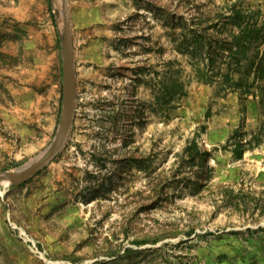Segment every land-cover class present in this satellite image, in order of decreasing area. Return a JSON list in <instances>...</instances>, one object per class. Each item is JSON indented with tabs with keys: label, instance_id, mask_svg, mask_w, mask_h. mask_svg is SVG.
Here are the masks:
<instances>
[{
	"label": "rangeland",
	"instance_id": "obj_1",
	"mask_svg": "<svg viewBox=\"0 0 264 264\" xmlns=\"http://www.w3.org/2000/svg\"><path fill=\"white\" fill-rule=\"evenodd\" d=\"M66 149L0 185V264H264V0H68ZM241 21L262 38L236 65ZM55 0H0V172L53 142Z\"/></svg>",
	"mask_w": 264,
	"mask_h": 264
},
{
	"label": "water",
	"instance_id": "obj_2",
	"mask_svg": "<svg viewBox=\"0 0 264 264\" xmlns=\"http://www.w3.org/2000/svg\"><path fill=\"white\" fill-rule=\"evenodd\" d=\"M55 5L61 12L63 51V102L59 128L45 151L14 170L0 172V185L22 186L30 182L59 157L72 136L79 96L72 21L68 0H55Z\"/></svg>",
	"mask_w": 264,
	"mask_h": 264
},
{
	"label": "trees",
	"instance_id": "obj_3",
	"mask_svg": "<svg viewBox=\"0 0 264 264\" xmlns=\"http://www.w3.org/2000/svg\"><path fill=\"white\" fill-rule=\"evenodd\" d=\"M237 26L241 29L240 33L234 36L232 46L228 49L232 60L229 65L236 66L242 62V58L248 56L251 47L262 38V29L255 24L241 21Z\"/></svg>",
	"mask_w": 264,
	"mask_h": 264
},
{
	"label": "bare ground",
	"instance_id": "obj_4",
	"mask_svg": "<svg viewBox=\"0 0 264 264\" xmlns=\"http://www.w3.org/2000/svg\"><path fill=\"white\" fill-rule=\"evenodd\" d=\"M58 2V1H57ZM8 186V184H6Z\"/></svg>",
	"mask_w": 264,
	"mask_h": 264
}]
</instances>
